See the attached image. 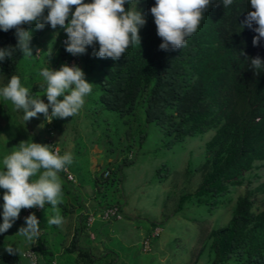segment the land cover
Masks as SVG:
<instances>
[{
  "label": "trees",
  "instance_id": "obj_1",
  "mask_svg": "<svg viewBox=\"0 0 264 264\" xmlns=\"http://www.w3.org/2000/svg\"><path fill=\"white\" fill-rule=\"evenodd\" d=\"M154 5L155 0H132L131 4L125 5L126 9L141 11L146 24L140 29L141 44L130 46L119 60L94 56L93 51L99 50L98 43L95 47L88 46L86 53L81 55L84 70L91 72L90 83L94 84L92 93L87 96L84 114L90 117L96 130L100 128L95 124L99 120L93 122L94 118L106 115L113 125L103 129L108 140L102 144L100 137L98 140L108 157L122 155L121 159L106 163L93 176L94 198L98 205L123 207L118 201H110L109 194L118 183V171L134 161L129 153L147 136L148 130L140 126L144 113L146 121L163 126L169 147L190 134L215 129L206 141L207 154L201 165L202 184L194 193L180 198V204L186 198L209 204L212 212V209L233 201L231 187L244 183L246 171L264 163V67L256 70L251 66V59L256 57L264 62V38L258 45H253L256 25L248 27L245 24L249 11H254L250 0H233L227 8L222 0H213L198 31L187 38L186 47L164 51L159 47L162 39L157 35L150 13ZM15 32V28L8 32L0 30V49L16 46ZM36 49L37 46L34 50L38 58ZM71 56L61 41L55 65ZM22 58L18 49L14 51L12 57L0 62V74L6 73L9 78L17 75ZM39 89H46L45 81L35 83L30 92ZM77 157L73 156V161ZM70 167L83 183L86 180L84 173L89 168L80 160ZM159 169L161 179L169 176L167 164ZM62 187L72 190L66 182ZM263 190L264 182L234 199L229 222L210 230L208 242L200 250L209 247L213 254L210 264H225L233 256L240 264H264V208L255 210L253 201V195ZM71 195L59 204L61 215L78 212L83 207L81 193L72 191ZM49 206L45 204V207ZM44 213H40V226L44 232L37 246L39 264H54V258H59V264L71 263L74 259L97 261L101 258H93L87 250L80 248L76 235L63 254L56 257V249L48 242L49 228L54 226H47ZM13 229L14 225L0 234V264H29L22 255L23 247L20 248L21 255L5 252L7 246L15 247L11 236ZM18 239L22 243L25 241L20 236ZM74 252L76 257H73Z\"/></svg>",
  "mask_w": 264,
  "mask_h": 264
},
{
  "label": "clouds",
  "instance_id": "obj_2",
  "mask_svg": "<svg viewBox=\"0 0 264 264\" xmlns=\"http://www.w3.org/2000/svg\"><path fill=\"white\" fill-rule=\"evenodd\" d=\"M131 3L132 0H92L91 3H85L84 0H0V30L8 32L15 28L18 41L15 47L0 49V62L12 57L17 49L25 59L33 56L30 47L32 32L26 30L24 24L35 23L38 30L43 29L45 24H50L53 29L57 26L64 28L66 35L62 36L61 41L65 44L66 51L72 54L71 58H64L56 65L59 70L45 67L40 71V76L46 82L47 100L34 98L30 89L25 87L21 78L15 74L6 86L0 88V97L10 101L15 110H23V119L26 122L38 114H43L49 123L54 118L66 119L78 115L86 103V97L92 93L94 84L88 82L83 69L77 66V60L81 61V56L78 58L77 55L85 54L88 46L95 47L98 43L99 50L93 51L94 56L119 60L130 46L141 44L140 29L146 24V20L141 11L125 8L126 4ZM212 3L213 0H155L150 13L154 17L157 35L162 39L160 49L168 51L186 47L187 38L198 31L204 14ZM222 3L227 8L233 4V0H222ZM250 5L254 11H249L245 24L248 27L256 25L253 28L257 33L253 45H258L261 38H264V0H250ZM73 6H76L74 12ZM46 9L48 11L45 16ZM66 36L67 40L64 41ZM37 48V56L40 57L41 50L38 45ZM46 53L48 56L52 54L51 44ZM72 59H75V66H68ZM251 66L259 70L264 67V62L256 57L251 59ZM61 96L63 99H58ZM51 144L58 148L53 151ZM132 154L131 151L130 158H133ZM72 163V153H63L51 136L47 139V144L33 142L31 138L21 141L18 146L12 148L10 154L3 157V170H0V212L3 223L0 224V234L7 232L13 225L14 229L20 227L16 235L25 238L26 246L22 249V255L29 264L32 262L25 252L30 248L35 250L36 264H39L40 254L37 246L44 232L40 226V213L45 209V204H50L54 212L51 217L46 215L49 226H61L64 222L58 208L63 202V182L59 174L69 186L72 185L73 191H77L73 187L78 180L70 167ZM67 166L74 175V180L67 178ZM1 188L5 190L4 193ZM113 206L117 207L121 217L103 219L100 214ZM32 208L33 213L25 219L19 217L22 209ZM123 208L124 206L120 208L117 204L99 205L94 208L87 206L83 213L86 217V227L91 231L97 220L113 222L123 219ZM91 214L95 215V219L89 223ZM151 224V230L143 235L141 240L144 251L151 250L152 239L162 231L159 222ZM157 227L160 228L159 232L152 235ZM146 237L150 238L148 249L144 243ZM5 252L9 255H21L20 248L12 245L7 246ZM56 259L52 261L54 264H57Z\"/></svg>",
  "mask_w": 264,
  "mask_h": 264
},
{
  "label": "rangeland",
  "instance_id": "obj_3",
  "mask_svg": "<svg viewBox=\"0 0 264 264\" xmlns=\"http://www.w3.org/2000/svg\"><path fill=\"white\" fill-rule=\"evenodd\" d=\"M84 2L90 3L91 0H84ZM75 7L73 6L72 8L73 12ZM47 11L46 9L45 16ZM70 19L71 16L69 21ZM23 27L32 32L30 47L32 48L33 56L28 59L22 58L16 74L26 75L25 83L30 88L35 83L44 82L43 77L39 74L43 68L48 67L53 70H59L56 68L55 62L59 59L60 36L66 35V31L60 26L53 29L50 24H45L44 28L40 30L36 29L35 23L31 25L24 24ZM50 44L52 45V54L48 56L46 52H48ZM37 45L41 50L38 58L35 56L34 50ZM78 60L77 66L83 69L88 82L92 81V78H90L92 76L91 72L84 70V63L82 60L79 62ZM9 80L10 78L6 73L0 74V88L6 86ZM44 94L45 89H39L31 93L34 98L41 97V99H43ZM95 95H98V93L95 92ZM61 98L63 97L61 96ZM83 108L86 110L87 107L84 105ZM84 113H82V116L85 115ZM143 115L144 113L141 115L140 126L148 130L147 136L141 145L137 144L132 150L133 163L123 166L116 174L118 183L115 188L110 190L109 194L110 201L121 202L128 215L135 217L133 223H136L138 227L135 228L132 224L135 233L134 242L130 245V241L118 236L108 235L106 238L107 243L109 246H117L116 250L123 260L121 264H134L135 262L140 263V261L145 262L141 264H149L150 261L153 264H160L164 255L167 257L164 264H210L213 254L209 247L206 246L200 252L205 242L206 244L208 242L210 230L229 222L234 199L264 182V163L259 168L246 171L242 185H233L231 187L230 196L233 201L229 202L228 205L212 209L211 212L209 204H199L195 198H186L180 204L182 195L194 193L203 182L201 165L205 161L207 154L206 141L213 136L215 129L203 133L190 134L169 147L166 146L168 135L163 126L155 122L146 121ZM84 118L86 119H83L82 122H80V119L76 122L78 131L77 134L75 132L77 139L73 149L74 153L78 149L83 153L89 149L88 152L95 153V155L102 152V150L106 152L104 146H101L103 141L108 140V135L103 134V129L108 125H113V123L109 122L105 114L98 115L93 120V122H96V119L99 120L95 124L100 128L96 130L93 126H87L84 123L86 120L92 122L89 119L90 117ZM32 122L31 120L26 122L23 119V110H15L10 101L0 97V128L3 130V135L0 137V167L2 170L3 157L10 154L12 148L18 146L21 141L31 138L33 142L40 143L35 136L36 134L30 133ZM53 122L54 119L50 123ZM51 134L52 138L55 139L58 130L53 128ZM99 137L102 140L101 144V140H98ZM87 155L88 153H85L86 160L88 158ZM121 158L122 155L118 154L116 160ZM104 163L103 161L101 167L106 165ZM163 164L169 166L170 174L167 178L161 179L159 167ZM86 166L88 167V164ZM89 170L84 175L86 182L94 189L93 176L99 173L101 168H97L94 172ZM65 192H63V196H65ZM253 201L255 210L264 208V190L257 191L253 195ZM151 221H159L162 231L157 237L152 239L151 250L144 251L141 240L143 235L148 234L151 230ZM17 226L20 225H15V227ZM55 227L60 232L62 227L60 226L59 228L56 225ZM15 229L17 230V228ZM141 230L142 235L139 233ZM125 231L127 232V230ZM16 234L13 235V244L15 247L22 248V240H19V236ZM59 239L55 238L54 241ZM111 258L112 255L109 254L108 260ZM225 264H240V262L238 258L233 256Z\"/></svg>",
  "mask_w": 264,
  "mask_h": 264
},
{
  "label": "crops",
  "instance_id": "obj_4",
  "mask_svg": "<svg viewBox=\"0 0 264 264\" xmlns=\"http://www.w3.org/2000/svg\"><path fill=\"white\" fill-rule=\"evenodd\" d=\"M18 76L21 78L22 84L25 87H27L25 83L26 75L22 74ZM42 98L46 99L47 96L44 95ZM58 99H63V98L59 97ZM86 102H87V97H86ZM85 106H86V103H85ZM49 111H51V109H49ZM84 111L85 109L82 108L79 114L74 116L73 118L72 117H69L66 119L54 118V122L50 124L48 123V121L46 120L43 114H38L37 117L30 119L31 121H33L32 124L30 125V133L31 132L35 133L36 134L35 136L39 139V142L41 144H47V139L50 136L52 137V134H51L52 129L53 128L57 129L58 134L55 135L56 136L55 141L61 147L62 152L63 153L71 152L73 156H75L77 153V155L79 156L77 157L78 159L73 161L72 166H75V163L77 161L79 162L80 160L83 164L85 165L88 164L89 169L94 172L97 168H101V164L103 163V161L105 163H108L109 161H114L117 159L118 155L115 154V156L108 157L106 155V152H104L103 150L102 152H99L97 155H95V153L93 154L89 153L88 152L89 149L85 150L84 153L78 149L76 150V153H74L73 149L75 147V143L77 139V135H75V132L77 134V131H78L76 127L77 126L76 122H78L79 119H80V122H82L83 119H86L84 118L86 117V115L82 116V113H84ZM89 122L86 120L84 123L87 126H92V123L91 122L89 123ZM69 126H70V129H69ZM2 135H3V130L0 128V137ZM90 151H91V146H90ZM85 153H88L87 160L85 158ZM72 170L75 172L74 169ZM75 174H76L78 183H76L73 187L75 188V190L81 193L84 205L81 208V210H79L78 212H74L66 216L62 215L64 222L61 225L62 228L60 232L56 229L55 225H52L54 226L53 229L49 228L51 232L48 233V238H49L48 242L51 247L56 249L55 256L60 257L63 254L65 247L71 244L72 238L76 235L78 236V242H79L80 248L87 250L93 258L94 257H101V258L97 261L90 260L88 258H87V261H84L83 259L76 261V259L73 258L74 260L71 263L63 262V264H121L123 260L118 254V251L116 250L117 246L115 245L109 246L106 238L108 235L118 236L126 241H130L129 244L132 245V243L134 242L133 240H134V234H135L134 229L132 228V224H133V227L135 228L138 227L136 223H133V220L135 219V217L128 215V213L123 208V211L125 214L123 219L116 220L113 222H102L101 220H97L95 221V223L93 224L91 228L92 232L89 231V229L86 227V217L83 215V213L87 206L89 208L91 207L94 208V207H98L99 205L97 204V201L94 199V189L89 186V183L86 182V180H84V182L81 183V181L78 179V175L76 172ZM59 175L61 176L62 182L63 183L66 182L65 178L61 174ZM86 185H88V187H86ZM1 190H3V193H4L5 190L2 188ZM62 190L63 192L66 191L65 196H63V200H66L68 198L70 199L72 196L71 192L73 190L71 191H68L67 189L64 190L63 187H62ZM58 208L60 209L59 205H58ZM43 211H45L44 217L46 220H47V216L51 217L54 213L52 210V206L45 207V209L42 210V212ZM151 222H159V221H151ZM112 225H115V226L112 227ZM47 226L50 227L49 225ZM58 227L60 228V226ZM19 228L20 227H18L17 230L13 229V231L15 230L16 231L11 232L12 237H14L13 235H15L18 232ZM125 230H127V232ZM141 232L142 230L139 233ZM55 238H60V239L54 241ZM25 246H26V242L24 241L23 248H25ZM76 254L77 253L74 252L73 257H76ZM109 254L112 255V258L110 260H108ZM162 257L164 259L163 258L161 259L160 264H164L166 261L165 258H167L166 255ZM59 262L61 261H59V258H58L57 264H59ZM141 263H145V262L140 261V263L135 262L134 264H141ZM149 264H153V263H151L150 261Z\"/></svg>",
  "mask_w": 264,
  "mask_h": 264
},
{
  "label": "built area",
  "instance_id": "obj_5",
  "mask_svg": "<svg viewBox=\"0 0 264 264\" xmlns=\"http://www.w3.org/2000/svg\"><path fill=\"white\" fill-rule=\"evenodd\" d=\"M67 40V36L64 37V41ZM68 66H75V59H72L71 61L68 62L67 64ZM52 145V150L55 151V149H57L58 147L55 146L54 144H51ZM65 174L67 176L68 179L70 180H74V175L72 174V172L69 170L68 166H67V171H65ZM40 209V208H38ZM2 211H3V208H2ZM33 213V208L32 209H22L21 210V213H20V216L21 218L25 219V217L29 216L30 214ZM100 216L105 219V220H109V219H112L114 217H121V213L119 212V210L117 209V207L113 206V207H108L106 210H104ZM95 219V215L94 214H91L89 216V223H91L93 220ZM159 227H157L156 229L153 230L152 232V235H155L159 232ZM149 237H146L144 243H145V247L148 249L149 247ZM25 255H27L32 264H36L37 263V254L35 252L34 249L30 248L28 249L26 252H25Z\"/></svg>",
  "mask_w": 264,
  "mask_h": 264
}]
</instances>
